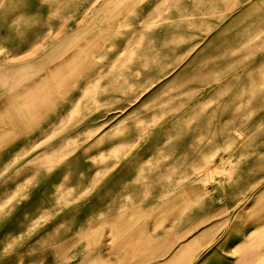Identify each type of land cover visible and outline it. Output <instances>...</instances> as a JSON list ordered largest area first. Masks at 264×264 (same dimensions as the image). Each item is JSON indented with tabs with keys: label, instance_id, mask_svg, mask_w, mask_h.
I'll list each match as a JSON object with an SVG mask.
<instances>
[{
	"label": "rangeland",
	"instance_id": "1",
	"mask_svg": "<svg viewBox=\"0 0 264 264\" xmlns=\"http://www.w3.org/2000/svg\"><path fill=\"white\" fill-rule=\"evenodd\" d=\"M0 129V264H114L158 193L264 180V0H0Z\"/></svg>",
	"mask_w": 264,
	"mask_h": 264
},
{
	"label": "crops",
	"instance_id": "2",
	"mask_svg": "<svg viewBox=\"0 0 264 264\" xmlns=\"http://www.w3.org/2000/svg\"><path fill=\"white\" fill-rule=\"evenodd\" d=\"M250 181L223 180L199 200L191 189L187 199L184 192L170 199L158 193L140 231L115 242L114 264H264V222L252 216L264 200V180ZM96 254L88 264H97Z\"/></svg>",
	"mask_w": 264,
	"mask_h": 264
},
{
	"label": "snow or ice",
	"instance_id": "3",
	"mask_svg": "<svg viewBox=\"0 0 264 264\" xmlns=\"http://www.w3.org/2000/svg\"><path fill=\"white\" fill-rule=\"evenodd\" d=\"M259 216V219L264 222V200L260 202V204L253 209L252 216Z\"/></svg>",
	"mask_w": 264,
	"mask_h": 264
},
{
	"label": "bare ground",
	"instance_id": "4",
	"mask_svg": "<svg viewBox=\"0 0 264 264\" xmlns=\"http://www.w3.org/2000/svg\"><path fill=\"white\" fill-rule=\"evenodd\" d=\"M67 43H68V42H67ZM64 45H65V44H64ZM65 49H66V48H65ZM65 49H64V50H65ZM71 49H72V48H71ZM72 50H73V49H72ZM127 81H128V80H127ZM12 126H13V123L10 122V124L4 125V126H3V129H8V128L12 127ZM0 130H1V129H0ZM1 142H2V141L0 140V145H1ZM130 236H132V234H131Z\"/></svg>",
	"mask_w": 264,
	"mask_h": 264
}]
</instances>
